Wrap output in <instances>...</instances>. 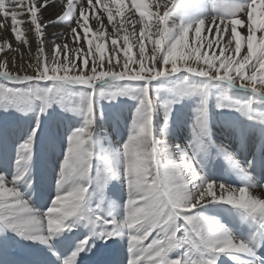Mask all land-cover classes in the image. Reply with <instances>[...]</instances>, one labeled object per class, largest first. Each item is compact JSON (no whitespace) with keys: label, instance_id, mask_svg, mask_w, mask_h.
Here are the masks:
<instances>
[{"label":"snow or ice","instance_id":"1","mask_svg":"<svg viewBox=\"0 0 264 264\" xmlns=\"http://www.w3.org/2000/svg\"><path fill=\"white\" fill-rule=\"evenodd\" d=\"M102 2L0 0V29L10 32L18 45L13 47L10 39L0 43V53L4 54L0 56V100L27 101L37 110V123L17 148L16 171L10 178L0 172V264H83L82 253L99 254L100 264H122L113 246L117 238L125 236L127 264H222V256L233 264H264V256L257 255L264 248V184L257 185L226 149H221L223 155L245 180L240 187L209 178L196 160V150L208 135V96L215 82L229 90L250 93L244 100H231L225 95L227 103L218 107L252 112L254 106L264 105V0L218 3L215 15L200 16L175 27H169L170 12L192 8L196 6L194 0H155V11L133 0L128 9L130 16L125 15L124 0H109L103 4L102 14L92 17L98 25L97 39L103 40L107 31L103 14H107V24L111 25L110 34L118 35L129 25L135 29L140 24L141 28L138 36L133 31L135 39L131 42L125 35L122 46L113 39L112 55L107 58L104 45L96 43L93 50V39L88 38L89 10L98 9ZM58 3L60 9L56 11ZM50 7L55 13L46 16ZM136 12L139 19H134ZM117 16L123 19L117 20ZM145 17L152 19L146 21ZM53 20L66 22L68 27L58 38L49 39L46 29ZM225 36L227 41L223 43ZM69 39L74 44L86 40L88 50L82 52L83 44L70 48ZM146 42L151 45L149 51ZM130 43L138 47L135 58ZM20 46L28 49L30 61L35 60L27 64L33 74L10 70V65L16 68L12 53H20ZM119 47L124 49L122 63L117 56ZM78 55L80 63H76ZM180 73L187 75L176 84V94L201 97L193 124L196 150L189 153L177 145L180 158L164 159L161 151L167 152V145L159 148L161 141L154 133L151 85ZM109 81L138 83V104L129 134L117 153L116 167L110 155L95 152L91 127L97 95L112 99L131 91L125 86L111 95L97 92L99 82ZM70 85L82 89L80 103L70 110L82 116L83 123L68 136L56 195L46 208L38 209L31 202L29 162L40 132L39 118ZM170 112V106H166V123ZM94 160L103 163L102 171L96 170L95 175ZM247 164L264 170V157H254ZM112 178L121 180L126 190L125 214L120 218L102 201L94 206L92 203V194ZM209 204H226L240 210L253 222L254 229L247 237L232 235L218 220L197 211ZM79 226L87 229L82 237L73 240L66 234Z\"/></svg>","mask_w":264,"mask_h":264},{"label":"bare ground","instance_id":"2","mask_svg":"<svg viewBox=\"0 0 264 264\" xmlns=\"http://www.w3.org/2000/svg\"><path fill=\"white\" fill-rule=\"evenodd\" d=\"M108 1L109 0H104L103 3L98 5V7L99 8L103 7V4L108 3ZM229 1L230 3L234 2V0H229ZM194 4L196 6L190 8L194 12L198 13L203 11L204 16H210L216 14L217 9L215 7L216 5L215 0H194ZM57 9H60V6H57ZM57 9L56 11H59ZM54 13H55V9L50 7L46 12V16H52L54 15ZM171 21L172 23L175 24L177 23V25L181 24V21L178 20L177 17L172 18ZM54 24L56 27L54 26ZM172 26H174V24ZM60 28H63L61 22H56L54 20L50 22L46 29V32L48 33V38L51 39L53 36L58 38L61 31ZM140 28L141 27H138L136 29L135 32L137 33L136 36L139 35ZM240 29L243 28H239V31ZM113 35L114 34H110L109 32V36L110 38H112V40L114 39ZM259 35L260 34L257 33L258 37ZM211 38H212L211 34H209V39ZM4 39H10V42L12 43L13 47L18 46L16 45L14 38L11 37V34L9 32L0 29V43H2ZM134 39H135L134 36H131L129 38V40L131 41H133ZM226 39L227 36H225V39L222 42L226 43L227 41ZM190 41L191 43H193L194 41V37L192 33L190 36ZM117 42H118V46L123 45L122 38L121 40H117ZM68 43L70 48L79 47L80 44H83L82 41H79L78 43L74 44L70 39ZM96 43H102L104 45V54L106 58L112 55L111 48H109L105 44L106 41L105 42L94 41V44ZM110 45H112V43ZM130 45L132 44L130 43ZM145 46H146V51H149L151 45L146 42ZM88 47L89 46L87 44L83 45L82 52L87 51ZM132 47L138 52V47H135L133 45ZM209 50H210L209 54H212V50L211 49ZM218 51L219 49L217 48L216 52L218 53ZM243 51L244 48H242L241 54H243ZM123 52H124L123 47H119L117 56L120 58V60L123 58ZM21 53H23L22 57H21ZM3 55H4L3 53H0V56ZM12 55L16 56V68L12 69L10 65V70L12 71L21 70V74H23V71H27L28 74H33V70L28 69L27 64L29 62L34 64L35 60L30 61L28 56V49L26 47L20 46V53H12ZM32 55L35 56L34 48L32 50ZM88 58L91 59V57ZM76 60H80L79 55L77 56ZM239 90L241 91L243 89H239ZM214 99H216V96ZM212 102L213 100H211V103ZM211 105L212 104H210L209 106L210 109L208 114V135L203 137L202 143L198 150H196L195 148V133L193 131V124L195 118L191 117V119L188 118L189 120H186L187 116L185 119V117H182L181 114L180 117L179 116L177 117L175 123L169 126H165L162 123V119L159 116V112H158L159 110L155 109L154 120H153L154 129H155L154 133L156 138L159 141H161V144L158 145V147L163 149L164 145L165 144L167 145V152L161 151V157L164 159L172 158L174 160H178L180 158V152L176 148L177 145H179L181 149L189 153L196 150V160L198 161L197 166L198 168L202 169L203 173L206 176H208L211 179L224 182L225 184H230L234 187H240L245 183V180L243 176L231 166L229 161L223 155L221 149H226L229 154L234 156V158L237 161H239L244 168L247 169L249 175L252 177L253 181L257 185L264 184V170H261L259 167H256L255 165L253 167H248L247 164V162L253 160L254 157L257 159L264 157V122L256 124V122L245 113H242L241 116H237L238 119H227V118L225 119V117L224 118L216 117L212 114L213 108ZM126 109L128 112V107H126ZM182 113H184V111ZM188 114L190 116H194L195 112L191 109L187 111V115ZM74 121H75L74 117L71 116L70 114L64 117L61 116L59 120L58 119L54 120L50 124L49 130L46 129L48 130L47 131L48 136L57 135L60 131L64 130V127L66 125L70 126L72 124L71 128H69V134H70L71 131L73 130V127H75ZM104 124L105 123L101 121L97 125L102 126ZM91 127H92V131L96 132L97 134L101 130V128H97V126L96 129L93 126ZM179 129L180 131L178 132ZM10 131H12L13 134L8 138V133ZM3 132L7 134V140H9L8 143H11V145H13V143L18 144L19 141L21 140V138L19 139V137L21 136H15L18 135V132H15L12 127L8 128L7 130L4 129ZM125 135L126 132L120 131L117 132L114 136L110 135L103 138H97L96 136L94 140L95 139L99 140V146H98V151L95 152H100V155L101 154L110 155L112 157L113 167H116L118 164L117 153L127 138ZM64 145H65V141H64ZM6 146L7 145L5 144L4 146H0V147L4 148ZM41 146H43L41 147V150L44 148V146L47 149L50 148L49 142H47L46 145H41ZM61 147H63V149H59L56 157L51 159L52 162H48L46 165H43V163L39 162L41 161V159L39 153L36 152V149L34 148L32 151V157L30 162L31 161L33 162V167H30L31 164H29V168H30L31 177L33 179V184L30 190V194H31L32 204L38 209L46 208L49 205L51 199L54 198V196L58 191L57 181L59 179L61 161L63 160L65 155V148L62 145ZM16 151L7 150V149H4L3 151L0 150V157H2L3 155L9 156V159L7 161L8 163L0 162V172H4L6 175L9 176V178L11 177V174L15 172L17 169ZM50 151L52 152L56 150L51 149ZM35 152L37 153L36 154L37 159L35 157ZM42 155L46 157L48 153L45 151L42 153ZM49 164H51L52 167H49ZM125 199H126L125 186L123 182L117 178H112L108 180L104 184V187L102 189H98L96 192L92 194L93 206L97 201H102L103 206L105 208L111 209L113 211V214L117 216V218H120L125 214V210L123 207ZM197 211L201 212L204 215L215 218L216 220L219 221L221 225L224 226L225 229H227L232 235L236 237H247L249 232L252 231L255 227L250 219L242 216L240 210L234 209L226 204H209L201 209H197ZM86 231H87L86 228H84L83 226H79L75 228L72 232L66 234L70 236L73 240H75L77 237H82L83 234L86 233ZM150 239L151 237H149V241ZM149 241H145V243L147 244ZM25 243H29V242H25ZM109 244H112V242L109 241ZM34 247L43 248L44 246L35 245ZM113 247L115 248L116 255L121 260L122 264H127L128 262L127 237L125 236L123 238H117L116 243ZM258 251L264 253V248H260ZM81 255L83 256V264H100L101 257L99 254L92 255L91 253H89L85 255L82 253ZM173 255H175V253H173ZM220 259L222 264H233V261L228 259L227 256H222Z\"/></svg>","mask_w":264,"mask_h":264},{"label":"rangeland","instance_id":"3","mask_svg":"<svg viewBox=\"0 0 264 264\" xmlns=\"http://www.w3.org/2000/svg\"><path fill=\"white\" fill-rule=\"evenodd\" d=\"M155 0H136V2H141L143 4H146L148 6V10L150 11H155V8L153 7ZM104 2V0H103ZM102 2V3H103ZM109 2V1H108ZM216 4H229V0H215ZM133 3V0H124V8H125V15L130 16L132 13L128 11L130 5ZM101 4V3H100ZM58 6L59 3H58ZM103 7L98 9H93L92 11L89 10V28L90 31L88 33V38L93 39V45L94 41H106V45L111 48L110 45L112 43V38L109 36V32H111V25H107V14H103V20L106 25L107 31L105 32V38L103 40L97 39V33H96V28L98 25L96 24L95 20L92 19L94 15H101ZM59 10V9H57ZM190 8L188 9H175L170 12L169 17H168V24L169 27H175L177 26V23H172L171 19L174 17H177L178 20L181 21V23H186L189 20L196 19L200 16H204V12H194ZM115 11V10H114ZM133 11H135L133 9ZM194 12V14H193ZM192 13V14H190ZM203 13V14H202ZM177 15V16H176ZM105 17V18H104ZM190 17V18H189ZM192 18V19H191ZM122 17L117 16V20H122ZM134 19H139V13H135ZM152 18L150 17H145L146 21H150ZM188 19V20H187ZM187 20V21H185ZM94 21V22H93ZM93 22V24H92ZM64 23V24H63ZM61 24L63 28H60L61 32H64L66 29L65 27H68V24L66 22L61 21ZM96 24V25H95ZM174 24V26H172ZM93 25V26H92ZM55 26V24H54ZM56 27V26H55ZM110 29H109V28ZM138 27H141L140 24H137L135 26V29L132 28L131 25L128 26L126 31H121L118 35L114 34V39L121 40L125 36V34H128V37L130 38L133 33V31ZM65 28V29H64ZM95 29V30H94ZM131 29V30H130ZM133 29V30H132ZM154 29V28H153ZM152 29V31H153ZM239 30V29H238ZM242 30V31H241ZM82 33V30H79ZM155 31V29H154ZM126 32V33H125ZM240 32L242 35H246L245 30L240 29ZM245 32V33H244ZM10 33V32H9ZM123 33V34H122ZM96 34V35H95ZM137 34V33H136ZM202 35H206V33L202 32ZM209 37V34H207ZM108 36V37H107ZM191 36V33L189 34ZM116 37V38H115ZM107 38V39H106ZM225 39V37H224ZM227 40V39H226ZM83 45H86V40H81ZM131 42V40H129ZM191 43V41H190ZM123 44V42H122ZM94 46L93 49H94ZM132 46V45H129ZM183 51V50H182ZM203 51V49H202ZM210 52V50H208ZM132 56L135 58L137 51L133 49L132 47ZM212 55V54H209ZM216 55H219L216 52ZM91 60L90 58H88ZM123 62V58L121 59V63ZM76 63H80V60H76ZM107 63V61H106ZM187 74L185 73H180L177 74L176 77H172L170 80H165V79H160L152 82L151 85V96L153 98V102L155 105V109L159 110V116L162 119V123L165 126H169L173 123H175L177 117L181 116L185 117L187 116L186 120H189L192 118H195V114L197 111V108L199 107V104L201 102V97L199 95H190V96H178L176 92L174 91L176 84L179 83V79L186 76ZM192 79H197L193 77ZM216 86L212 87L209 90V96H208V114H209V106L212 104L213 112L212 114L216 117L224 118L225 119H238L237 116H241L242 113H245L248 115L250 118H252L256 124L264 122V105H256L255 111L249 112L246 109L242 110H235L234 108L231 107H218L217 105L220 103H227V101L224 100L225 95H227L231 100H244L247 99V97L250 95L249 92L245 90H239L236 88L233 89H228L225 85H223L220 82H215ZM125 86H130L131 91H129L126 95H116L112 99H105L102 97H99L97 95L95 99V119L93 122V127L96 126L97 128H101L100 132L97 134L96 132L94 133V138L97 136V138H103L107 136H114L117 132L124 131L126 132V137L129 134V128L130 124L133 119L134 112L136 110L137 104H138V99H137V87L138 83H132L129 84V82L126 81H109V82H99L96 85L97 92L99 91H104L106 95H111L114 92H119L121 89H123ZM67 91L61 93L60 98L57 100L53 101L51 106L47 109V112L40 116L39 118V124H40V132L37 133V137L34 143V147L36 149V152L39 153L41 161L40 163H43V165H46L48 162H52L51 159L55 158L57 155V152L59 149H63L62 146H64L65 151L67 148V141H68V136H69V128H71L72 124L70 126H65L63 131H60L57 135L54 136H48V130L50 127V124L54 120H59V118L62 116H66L70 114L71 116L74 117V122H75V127L73 129L78 128L82 125L83 123V118L76 112L71 111L70 109L75 107L80 103V92L82 91L81 87L78 85H70L67 86ZM154 96V97H153ZM216 96V99H214ZM213 102L211 103V100ZM157 106V107H156ZM166 106H170L171 112L170 116L167 120V123L165 122V111H166ZM126 107H128V112ZM190 107V108H189ZM186 109V110H185ZM193 110L195 112L194 116H190L189 114L187 115V111ZM184 111V113L182 112ZM241 113V114H240ZM64 115V116H63ZM157 116V115H156ZM190 116V117H189ZM248 117V119H249ZM189 118V119H188ZM79 121V122H78ZM104 122L105 124L102 126H98L100 122ZM37 123V110L35 108L34 104H29L27 101H13V102H7L0 100V146H4L5 144L7 145L6 147H0V150L3 151L4 149L7 150H12L16 151L18 146L27 138L29 133L31 132L32 128L35 126ZM183 125V124H182ZM23 126V127H22ZM6 127V128H5ZM12 127L15 132H18V135L15 136H21V140L19 143L11 145V143H8L9 140H7V134H5L4 129L7 130L8 128ZM28 127V128H27ZM48 129V130H46ZM45 130V131H44ZM155 130V129H154ZM180 129L178 130V132ZM13 134L12 131L8 133V138ZM55 139V140H54ZM61 139V140H60ZM5 141V142H4ZM65 141V145H64ZM95 141V151H98V146H99V140H94ZM97 141V142H96ZM40 142V143H39ZM44 142V143H43ZM49 142L50 148H44L41 150V145H46V143ZM60 142V143H59ZM98 143V144H97ZM97 144V145H96ZM56 150V151H50V150ZM41 150V151H40ZM47 152L48 155L44 157L42 155L43 152ZM17 152V151H16ZM35 152V157L37 159V153ZM98 155H100V152H96ZM9 156L8 155H3L0 157V162L2 163H8ZM94 165V175L96 170H101L103 169V163L100 160H94L93 161ZM30 167H33V162H29ZM49 167H52L51 164H49Z\"/></svg>","mask_w":264,"mask_h":264}]
</instances>
